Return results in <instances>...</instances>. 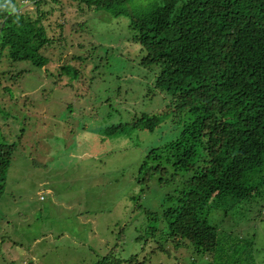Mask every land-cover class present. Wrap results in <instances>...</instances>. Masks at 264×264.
Segmentation results:
<instances>
[{
  "label": "rangeland",
  "instance_id": "374dc122",
  "mask_svg": "<svg viewBox=\"0 0 264 264\" xmlns=\"http://www.w3.org/2000/svg\"><path fill=\"white\" fill-rule=\"evenodd\" d=\"M149 1L128 7L142 10ZM46 3L49 36L56 37L42 50L49 62L4 58L1 65L0 133L16 147L0 196V264H96L106 256L122 264H208L193 244L176 248L165 223L146 214L161 212L187 176L169 174L161 184L159 174L145 180L140 171L149 149L174 139L185 116L154 132L104 134L144 112H169L155 87L158 67L142 64L146 51L134 40L131 17L79 0ZM22 9L37 17L34 5ZM209 217L220 239L254 240L242 259L264 264V187L251 203L228 212L213 207ZM237 256L218 250L213 264H234Z\"/></svg>",
  "mask_w": 264,
  "mask_h": 264
},
{
  "label": "trees",
  "instance_id": "16d2710c",
  "mask_svg": "<svg viewBox=\"0 0 264 264\" xmlns=\"http://www.w3.org/2000/svg\"><path fill=\"white\" fill-rule=\"evenodd\" d=\"M79 1L90 10L131 17L134 40L146 51L142 64L158 67L155 87L164 92L169 111L144 112L104 134L154 132L185 116L179 134L149 149L141 164L144 179L157 173L161 184L166 175L187 174L161 212L146 211L149 219L165 223L164 234L176 248L193 244L208 264L218 250L237 253L234 264H255L250 255L241 256L253 252L255 241L220 239L209 214L213 207L228 212L251 203L264 187V0H150L137 11L129 9L131 0ZM46 2L0 0V78L4 58L41 67L49 62L42 50L56 37L49 36V11L41 8ZM23 4L34 5L37 17ZM15 147L0 133V196ZM158 229L149 233L156 236ZM96 264L122 261L106 256Z\"/></svg>",
  "mask_w": 264,
  "mask_h": 264
}]
</instances>
